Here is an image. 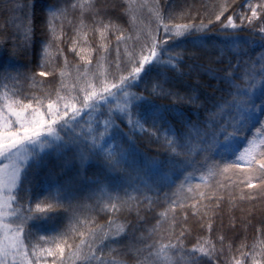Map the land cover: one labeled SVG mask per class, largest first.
<instances>
[{
  "label": "snow or ice",
  "instance_id": "snow-or-ice-1",
  "mask_svg": "<svg viewBox=\"0 0 264 264\" xmlns=\"http://www.w3.org/2000/svg\"><path fill=\"white\" fill-rule=\"evenodd\" d=\"M33 7L0 0L24 12L0 27V264H264V0H52L38 73L19 64L35 62ZM65 21L73 53L99 34L104 71L81 56L75 81L61 70L49 90L37 77L56 75L53 48L68 67ZM225 204L245 227L259 212L260 238L217 246ZM162 205L145 235L142 212ZM190 215L207 230L191 247Z\"/></svg>",
  "mask_w": 264,
  "mask_h": 264
},
{
  "label": "trees",
  "instance_id": "trees-1",
  "mask_svg": "<svg viewBox=\"0 0 264 264\" xmlns=\"http://www.w3.org/2000/svg\"><path fill=\"white\" fill-rule=\"evenodd\" d=\"M52 2V0H19V3L21 4H32L34 7L32 8V13L33 19L35 21L34 27H35V62H33L32 58L30 57L27 61L21 58L19 60V64L24 65L27 64V67L22 69L23 71L26 72H35L38 73L41 69L39 67V58H40V51L42 48V42L47 39V29L45 27L46 24V9L49 5V3ZM64 0H60V3H63ZM151 2V0H149ZM165 3H172L173 5L178 3V0H163ZM180 3L183 2V0H179ZM189 3H191V0H188ZM200 0H197V3H199ZM204 3H209V4H214L216 3V0H203ZM243 2V0H241ZM16 0H13V7L15 8ZM140 22L144 25H147L151 22V14L148 10L147 7L143 8L140 12ZM14 17L20 18L24 16V12L17 9L13 14H9L7 12H4L0 10V27H3L5 23L7 22V26L11 28V19ZM79 18V12H76L75 14H70L69 18L70 20L77 21ZM120 23H123L120 21ZM125 28H128V26L125 24ZM128 34H132V30L129 29ZM75 36V32L73 28L68 24L67 21L64 22V40H63V49H64V55L67 56L68 58V67L65 69L64 66V60L63 57H57L56 56V50L53 48L52 51V64L49 68V71L52 70V67H55L56 69V75L55 76H45V77H37L39 81H42L44 83V86L46 89L49 90H54L56 88H59L60 84V71L64 70L66 72V75L64 77L65 83L68 85H71L75 81V76H76V66H79L81 69L86 67L84 61L81 59V56L84 57H89L93 59V66H92V72L100 75L103 73L104 68L102 67H97V63L99 61V51L96 54H92L90 49L91 48H97L100 43V38L99 34L96 33L95 35H89L88 40L89 42L86 44L84 42L83 36L80 38V45L78 46V51L77 53H73L71 51L72 47V38ZM241 36L246 37L247 32H242ZM116 40V36L114 33L109 34V40L107 43L110 45H114ZM79 47H83L85 51L83 53L79 52ZM115 58V53L114 51L111 54V57L109 58V61L107 62L106 66L111 65L112 59ZM6 57H0V64L5 63ZM111 72V69H110ZM18 88L23 89V92L25 95L29 93H36L40 94L38 89H33L31 87V81H20L18 84L15 85ZM67 91V89L65 90ZM144 147H147L144 145ZM150 153H155L156 151V146L153 145L151 148L147 149ZM197 173V177H198ZM195 182H199L198 178L196 179ZM164 191H168L167 188H165ZM246 191H255V190H246ZM103 195V194H100ZM163 193H161V196ZM184 195H188L186 192ZM89 203H94V202H89ZM246 206V205H245ZM166 208V205L158 206L154 212H142V215L145 216V220L141 221V223L144 225V232L145 235L147 234L146 230L148 228L153 227L156 224L157 219L159 218V213L164 211ZM179 214L182 215L180 210H177ZM242 217L243 213H241L238 209H232L230 211V205L225 204L223 206V223L224 227H220V222L219 219H216V222L213 223V234L212 238L217 241V246H219L218 243V236L219 235H225L226 240L229 243L233 244L234 248H238L240 246V243L243 241L247 243L248 245H251L254 243L257 239L260 238V213L257 212L256 216L252 218V222L250 226L245 227L243 222H242ZM97 221L100 224L106 223L107 219H111V216H103V215H97ZM128 219L135 220V212L131 213V215L128 217ZM234 219L236 227L231 228L229 227V222L230 220ZM121 222H126L124 217H121ZM188 226L192 228L194 231L192 235L188 238L186 243L188 244L189 247L192 246V244L195 243V237L196 235H201V236H206L207 235V230L202 229L199 227V223L196 218H192L190 215V220ZM35 232L36 229H33ZM50 235L49 233L42 232L41 235ZM38 239V237H37ZM78 242V240H77ZM46 246H51V245H46ZM249 251L251 248L248 249ZM52 257H44L41 258V264H51Z\"/></svg>",
  "mask_w": 264,
  "mask_h": 264
}]
</instances>
